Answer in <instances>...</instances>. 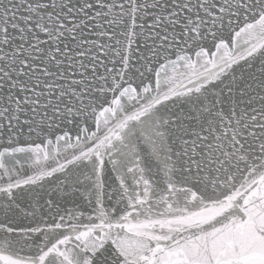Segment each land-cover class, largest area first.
<instances>
[{
  "label": "snow or ice",
  "instance_id": "1",
  "mask_svg": "<svg viewBox=\"0 0 264 264\" xmlns=\"http://www.w3.org/2000/svg\"><path fill=\"white\" fill-rule=\"evenodd\" d=\"M0 264H264V0H0Z\"/></svg>",
  "mask_w": 264,
  "mask_h": 264
}]
</instances>
